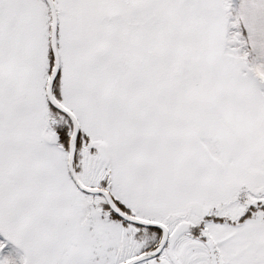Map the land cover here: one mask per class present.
<instances>
[{"label":"snow or ice","instance_id":"obj_1","mask_svg":"<svg viewBox=\"0 0 264 264\" xmlns=\"http://www.w3.org/2000/svg\"><path fill=\"white\" fill-rule=\"evenodd\" d=\"M0 264H264V0H0Z\"/></svg>","mask_w":264,"mask_h":264}]
</instances>
